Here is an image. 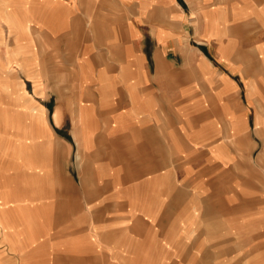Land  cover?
I'll return each mask as SVG.
<instances>
[{
  "label": "crops",
  "instance_id": "1",
  "mask_svg": "<svg viewBox=\"0 0 264 264\" xmlns=\"http://www.w3.org/2000/svg\"><path fill=\"white\" fill-rule=\"evenodd\" d=\"M28 3L12 68L50 104L0 148L41 179L34 206L0 182V264H252L231 239L264 237V0Z\"/></svg>",
  "mask_w": 264,
  "mask_h": 264
},
{
  "label": "rangeland",
  "instance_id": "2",
  "mask_svg": "<svg viewBox=\"0 0 264 264\" xmlns=\"http://www.w3.org/2000/svg\"><path fill=\"white\" fill-rule=\"evenodd\" d=\"M28 1L0 0V148H5L6 151L19 148L15 140L26 136V133H33L35 129V125L31 123L32 120L29 118L26 121L25 116L20 114L21 103L38 101L50 104V101L36 94L32 82L27 81L23 87L19 78V70L12 68H17L19 65L20 38L26 33L25 27H27L25 24L22 25L23 28L20 26V9L25 8L29 4ZM33 1L31 0V3ZM20 116L24 117L22 123L26 124H21ZM51 121L54 124L52 116ZM62 133L67 135L65 131ZM3 139L6 142H3ZM242 161L247 162L248 160L241 157ZM249 161L251 164L264 165V157L260 159L256 153ZM11 167L12 165L8 166L5 173H0V182L9 187L8 192L12 201L21 195V204L28 203L34 206L33 199L27 195L30 191L23 189V183L36 181L40 175L23 174V169ZM39 180L41 179L37 181ZM1 207H3L2 204H0ZM259 230L258 227L254 228L250 238H232L231 241L233 243L245 241L243 244L245 248L256 246L264 249V237L261 236ZM250 257H252V264H264V251L252 254V256L250 254Z\"/></svg>",
  "mask_w": 264,
  "mask_h": 264
},
{
  "label": "bare ground",
  "instance_id": "3",
  "mask_svg": "<svg viewBox=\"0 0 264 264\" xmlns=\"http://www.w3.org/2000/svg\"><path fill=\"white\" fill-rule=\"evenodd\" d=\"M3 116H4V114H3ZM6 117H7V114H6Z\"/></svg>",
  "mask_w": 264,
  "mask_h": 264
}]
</instances>
